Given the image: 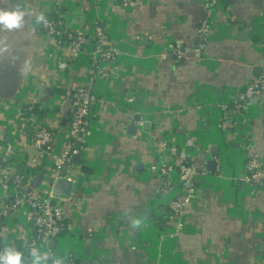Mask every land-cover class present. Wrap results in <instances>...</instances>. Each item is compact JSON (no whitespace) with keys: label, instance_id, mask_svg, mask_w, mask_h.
<instances>
[{"label":"crops","instance_id":"obj_1","mask_svg":"<svg viewBox=\"0 0 264 264\" xmlns=\"http://www.w3.org/2000/svg\"><path fill=\"white\" fill-rule=\"evenodd\" d=\"M221 1L209 13L208 0H0V8L25 13L20 28L0 30V149L25 153L21 198L40 192L66 148L69 122L61 120L94 67L90 44L64 60L44 18L59 11L67 32L99 23L116 49L111 75L96 80L86 139L74 142L80 153L66 163L73 195L56 198L64 217L49 248L64 264H264V186L247 169L253 153L264 160V88L241 120L232 111L264 74V0ZM208 15L212 28L199 49ZM33 103L60 112L43 159L19 117ZM172 146L197 173L192 181L174 175L164 192L158 163ZM7 187L0 176V205ZM173 200L185 204L179 216L166 213ZM24 209L14 223L29 227Z\"/></svg>","mask_w":264,"mask_h":264},{"label":"built area","instance_id":"obj_2","mask_svg":"<svg viewBox=\"0 0 264 264\" xmlns=\"http://www.w3.org/2000/svg\"><path fill=\"white\" fill-rule=\"evenodd\" d=\"M130 3L132 0H124ZM221 0H208V12L221 6ZM58 13L57 11H54ZM62 17V16H61ZM46 32L54 41L61 46L60 55L64 60L71 62L78 54L89 44L93 47V69L89 83L85 86L77 88L74 96V104L72 106L71 122L65 129L66 148L62 153L54 156L51 169L40 187L38 194H32L26 198H21V190L23 188V180L26 179L28 165L24 164V152L18 151L12 153L9 149H0V176L8 184L7 192L10 193L13 199L4 202L0 205V251L8 246L22 250L24 257H30V250L37 248L43 253L46 250L48 264H53V261L59 258L56 253L49 248L50 243L55 240L60 232V224L63 219V211L60 207L52 205V200L55 199L53 194V185L60 177H67L61 171L63 164L70 161L73 154H79L80 151L74 149V142H84L89 132V118L93 113V107L97 102V92L99 89L97 79L108 78L111 73L110 68L115 61L116 49L107 39V30L94 22L89 28H82L76 32H67L64 30V25L61 19L54 21L50 18L43 20ZM212 19L209 15L203 20L198 34V48L204 49L210 29L212 28ZM67 35L66 39L61 40ZM64 41L63 43H61ZM181 54V49H176ZM264 88V74L251 82L236 99V104L232 111L240 120L244 116V110L248 106L251 99L261 95ZM29 108V109H28ZM30 111V107H28ZM48 119L36 121L31 127H23V131L31 135L30 142L33 148L37 149L38 157L43 159L49 156L53 151V140L58 133L54 123H60L58 116L60 112L55 109H48ZM24 109L19 113L20 119H24V115L28 113ZM60 118V117H59ZM57 119V120H56ZM62 121V120H61ZM246 121H244L245 123ZM248 130L245 131V134ZM249 133V132H248ZM246 140H250L247 135ZM252 144V141L249 144ZM175 147H170L167 154L170 160L166 161L161 157L159 161L160 175L163 177V190L167 192L175 183L174 175L183 180L192 181L195 178L197 170H194L191 165H188L183 158L175 155ZM164 156V155H163ZM247 169L250 172L249 180L258 185L264 186V160L258 154L253 153L249 157ZM23 171V174L20 173ZM203 172V170H202ZM71 175V174H70ZM69 175V177H70ZM184 202L173 200L171 204L172 216H179L184 209ZM25 208V212H29V227H26L24 222L19 225L14 221L21 216V210ZM28 226V225H27ZM68 264H75L70 261Z\"/></svg>","mask_w":264,"mask_h":264},{"label":"clouds","instance_id":"obj_3","mask_svg":"<svg viewBox=\"0 0 264 264\" xmlns=\"http://www.w3.org/2000/svg\"><path fill=\"white\" fill-rule=\"evenodd\" d=\"M24 16V11L17 7L0 8V30L12 31L20 28L24 23ZM37 19H42V17L38 16ZM47 262L48 257L37 248L30 250V257H24L21 251L12 246L0 251V264H47ZM53 264H59V261L54 260Z\"/></svg>","mask_w":264,"mask_h":264},{"label":"water","instance_id":"obj_4","mask_svg":"<svg viewBox=\"0 0 264 264\" xmlns=\"http://www.w3.org/2000/svg\"><path fill=\"white\" fill-rule=\"evenodd\" d=\"M144 39H147V38L144 37L143 40ZM40 99H41V96L39 97L38 101H40ZM73 104H74V99H72V101H71V108H70V110L67 113V117H65L62 120V124L64 126H66V124H67V121H68L69 116H70L71 111H72L71 109H72ZM145 126H147V125H145ZM130 129H135V128H134V126H130ZM75 145L80 147L82 145V143L81 142H76ZM73 160H74L75 163H78L80 161L79 156H77V155L73 156ZM166 160H168V161L170 160V156L169 155L167 156ZM207 163H208L209 168L214 170V168L216 167V163L213 160L208 161ZM61 170L63 172L68 173V164H63L62 167H61ZM67 175H68L67 177L58 178L55 181L54 185H53L52 191H53V194L55 196V199L52 200V205L53 206H56V198L69 199L73 195V191H74V187H75V181L69 177L70 173H68ZM83 180H84L83 176H80L78 178V181H77V184H76L78 189L82 188ZM54 244H55V242L52 241L51 245H54ZM58 261H59V264H64V261H63L62 258H60Z\"/></svg>","mask_w":264,"mask_h":264},{"label":"trees","instance_id":"obj_5","mask_svg":"<svg viewBox=\"0 0 264 264\" xmlns=\"http://www.w3.org/2000/svg\"><path fill=\"white\" fill-rule=\"evenodd\" d=\"M48 18H50L56 22L59 21V19H61L59 12L50 14L48 16ZM58 90H59V88H58ZM58 92L64 93V91H60V90ZM30 106H31L30 111H28V109H29L28 107H30ZM30 106H26L24 108L25 111H28V113L23 116L27 120V124H26L27 127H31L36 121L44 120L49 115L48 109H41V108H39V106L37 104H34V103H33V105H30ZM68 122L69 123L71 122V116H70ZM0 144H2V143H0ZM24 160H25V158L23 159V161ZM186 163L188 165H191L189 161H187ZM84 170H85V168H84ZM25 172H29V169L25 170ZM20 173L23 174V171H21ZM24 182H25V180L23 181V184H24ZM13 197L14 196H12L10 193H8L7 200H11V199H13ZM167 210H168V208H167ZM168 211H170V209ZM168 211L166 213H170ZM19 251H22V250H19ZM55 253H56V255H58L59 258L64 257V255H60L58 252H55Z\"/></svg>","mask_w":264,"mask_h":264}]
</instances>
